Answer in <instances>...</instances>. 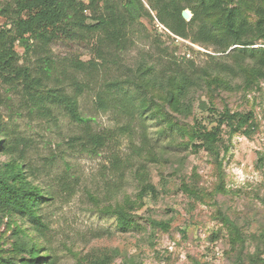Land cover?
Wrapping results in <instances>:
<instances>
[{
    "label": "rangeland",
    "instance_id": "1",
    "mask_svg": "<svg viewBox=\"0 0 264 264\" xmlns=\"http://www.w3.org/2000/svg\"><path fill=\"white\" fill-rule=\"evenodd\" d=\"M151 13L152 17L142 16L133 24L135 44L120 53L116 63L101 65L93 76L83 78L91 86L79 97L80 111L96 131L115 132V139L100 153L71 148L68 141L80 132V123L56 106L40 113L23 85L13 86L0 77V129L18 144V153H24L32 183L52 194L41 209L46 223L42 237L36 239L43 246L41 252L48 249L53 264H253V259L264 264V90L239 87L236 83L241 79L235 77L233 90H210L203 84L194 91L190 114L167 107L175 119L191 125L196 118L210 123L201 101L220 110L228 106L253 111L257 131L252 136L230 135L225 128L218 157L195 147L197 141L189 143L187 136L149 111L134 115L123 106H100V94L109 100L103 92L105 84L114 80L127 84L142 62H156L157 70H167L170 60L189 59L208 68L224 60L213 47L175 35L159 22L155 11ZM6 21L0 17V25ZM91 46L60 40L52 45L50 55L76 54L87 61L95 57ZM16 50L20 64L37 67L40 51L26 53L17 44ZM208 53L216 55L215 61ZM126 87L131 95L133 86ZM11 158L0 152V162ZM140 168L156 186L154 197L139 198ZM126 200L136 202L132 213L138 224L123 231L108 210ZM224 218L238 227L244 244L234 242ZM151 219L166 222L167 228L151 224ZM14 220L31 227L20 215H0L2 247H10L15 239Z\"/></svg>",
    "mask_w": 264,
    "mask_h": 264
},
{
    "label": "trees",
    "instance_id": "2",
    "mask_svg": "<svg viewBox=\"0 0 264 264\" xmlns=\"http://www.w3.org/2000/svg\"><path fill=\"white\" fill-rule=\"evenodd\" d=\"M186 8L193 13L189 21L182 16ZM151 11H155L159 22L175 35L213 47L214 53H222L224 60L215 68L198 67L189 59L181 63L170 60L167 70H157L156 62H142L127 84L119 80L105 84L103 92L108 93L104 95L109 100L100 94V106H123L134 115L149 111L168 128L187 136L189 143L197 141L195 147H203L216 157L220 154L219 142L225 128L230 135L252 136L259 127L253 111L232 110L228 106L220 110L214 104L201 101L200 107L208 111L212 125L198 118L191 125L175 119L167 107L190 114L194 91L203 84L210 90H233L235 77L241 79V83H236L239 87L264 90V0H89V3L84 0L2 3L0 0V17L7 20L0 25V77L13 86L23 85L25 94L40 113L52 111V106H56L72 121L80 123V132L68 141L71 148L100 153L115 139V132L111 129L96 131L90 119L80 111L79 97L91 86L83 78L93 76L101 65L116 63L120 53L135 44L133 24L142 16L152 17ZM60 40L91 44L95 57L85 61L76 54L62 58L51 56L52 45ZM258 43L260 45L255 47ZM16 44L26 53L40 51L37 67L19 63ZM208 56L215 61L216 55L208 53ZM96 59L101 60L100 63ZM125 84L133 86L131 95ZM0 135L3 137L0 136V152L12 155L10 161L0 162V215L11 218L20 215L31 224V227L19 226L14 220L15 239L10 241V247L0 244V264H53L50 251L45 249L42 253L43 246L36 240L37 236L42 237V227H46L42 205L52 194L32 183L29 178L33 172L26 166L24 153H18V144L7 137L5 130L0 129ZM137 175L142 183L139 198L154 197L156 186L148 172L140 168ZM261 200L264 204V196ZM135 205V201L126 200L125 204L109 208L108 213L117 217L121 230L127 231L138 224L132 213ZM224 220L232 230L234 242L244 244L238 227ZM150 221L162 229L167 228L166 222ZM253 262L257 264L256 259Z\"/></svg>",
    "mask_w": 264,
    "mask_h": 264
},
{
    "label": "water",
    "instance_id": "3",
    "mask_svg": "<svg viewBox=\"0 0 264 264\" xmlns=\"http://www.w3.org/2000/svg\"><path fill=\"white\" fill-rule=\"evenodd\" d=\"M182 16H183V18H184L185 20L189 21V20L192 19L193 14H192V12H190V10H188V9H184V10L182 11Z\"/></svg>",
    "mask_w": 264,
    "mask_h": 264
}]
</instances>
